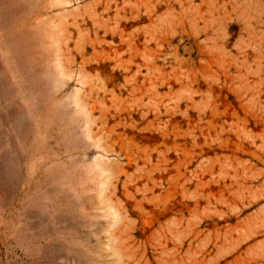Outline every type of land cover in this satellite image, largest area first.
<instances>
[{"label": "rangeland", "instance_id": "1", "mask_svg": "<svg viewBox=\"0 0 264 264\" xmlns=\"http://www.w3.org/2000/svg\"><path fill=\"white\" fill-rule=\"evenodd\" d=\"M0 264H264V0H0Z\"/></svg>", "mask_w": 264, "mask_h": 264}]
</instances>
